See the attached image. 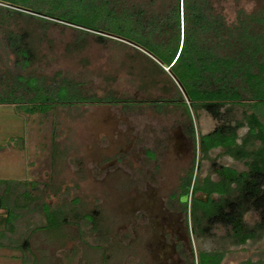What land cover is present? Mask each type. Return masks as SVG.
Instances as JSON below:
<instances>
[{"label":"rangeland","instance_id":"obj_1","mask_svg":"<svg viewBox=\"0 0 264 264\" xmlns=\"http://www.w3.org/2000/svg\"><path fill=\"white\" fill-rule=\"evenodd\" d=\"M223 6L230 21L238 8L247 16L263 12L264 0H225ZM4 13L0 79L19 64L6 46L12 32L22 34L36 55L24 69L26 75L44 73L49 82L60 71L85 85L81 92L69 88L63 96L68 103L53 104L46 113H29L26 104H0V193L10 183L15 188L10 204H31L16 209L14 230L0 238V264H197L199 250L223 246V264L263 254L264 233L245 245H232L222 214L204 222L202 234L195 233L190 200L185 205L186 197L178 198L188 171L194 167L195 175L212 174L217 180L214 168L219 165L240 171L247 167L221 149L203 157L200 115L149 101L163 97L161 87L141 88L142 65L130 47L94 36L83 45L73 28L51 23L42 28L37 20ZM108 92L140 101H81L94 99L90 93ZM235 113L240 119L242 109ZM25 190L32 200L23 197ZM44 203L67 210L58 237L38 228L47 221ZM1 214L6 215V208H0ZM82 214L93 215L95 223ZM245 218L253 224L261 213L250 209Z\"/></svg>","mask_w":264,"mask_h":264},{"label":"trees","instance_id":"obj_2","mask_svg":"<svg viewBox=\"0 0 264 264\" xmlns=\"http://www.w3.org/2000/svg\"><path fill=\"white\" fill-rule=\"evenodd\" d=\"M223 1L0 0V22L7 11L9 17L21 15L37 20L42 28L50 23L73 28L78 32L77 42L83 45L87 36H94L101 42L111 40L128 46L133 50V58L142 65L141 88L161 87L163 97L149 101L182 105L188 115L199 108L209 110L219 125L213 132L198 136L199 151L208 157L212 150L222 148L224 154L243 162L247 169L219 165L214 168L218 175L214 180L212 174L203 178L195 175L193 167L183 179L178 198L184 195L185 205L190 200L196 234L204 232V222L222 214L230 243L245 245L264 233V7L263 12L248 16L238 8L236 18L229 21ZM24 40L22 34L12 32L6 37V46L19 64L14 71H7L5 80L0 79V89H6L0 92V104H26L24 109L29 113H46L53 104L68 103L63 98L68 89L77 91L85 84L63 76L60 71L49 82L44 73L26 75L24 69L36 55L32 47L24 45ZM90 96L94 99L84 97L81 101H140L135 96L122 98L113 92ZM226 105L232 107L222 111ZM237 105L243 107L242 118H235L232 125L228 119ZM244 126L248 131L239 142L238 130ZM190 131H195L193 121ZM14 192L9 183L0 193V208H6V215L0 216V225L5 226L0 238L6 230H14L16 209L31 205L15 200L10 204ZM199 192L208 198L198 197ZM22 194L25 199H33L27 190ZM250 209L261 213L253 224L245 218ZM43 210L47 221L38 228L58 237L68 220L67 210L47 203ZM81 216L95 223L93 215ZM226 253L225 246L199 250L197 264H222ZM37 260L34 256V262ZM236 264H264V251L257 259L248 258Z\"/></svg>","mask_w":264,"mask_h":264},{"label":"crops","instance_id":"obj_3","mask_svg":"<svg viewBox=\"0 0 264 264\" xmlns=\"http://www.w3.org/2000/svg\"><path fill=\"white\" fill-rule=\"evenodd\" d=\"M169 104H173V105H177V106H181L182 108H183V106L182 105H178V104H175V103H169ZM169 104H167L168 106H170ZM232 106H230V105H226V106H224L223 108H222V111H227V109L228 110H230V108H231ZM240 109H242L243 110V107L242 106H239V105H237V106H234V108H233V111L230 113V115H231V118H229L228 120L232 123V125H234L235 124V118L233 119V117H232V115L234 116V114L236 115V113L235 112H237V110H240ZM193 111V110H192ZM200 111H205V113L203 114V113H201L200 114ZM195 114V113H194ZM196 114L199 116V118L202 120L201 122V125H202V127H203V129H202V132H201V134L200 135H206V134H209V133H211V132H213L215 129H216V127L219 125V120L209 111V110H207V109H205V108H199L198 110H197V112H196ZM241 118H242V116H241ZM193 124H194V122H193ZM191 127V126H190ZM241 130H244V133L243 134H241ZM247 131H248V127L247 126H244V127H242V128H240L239 130H238V134H239V136H240V139H238V141L239 142H241L242 141V137H244L246 134H247ZM216 149H221L222 150V148H216ZM223 151V150H222ZM230 156V155H229ZM232 157V156H231ZM233 158V157H232ZM236 160V159H235ZM239 161V160H238ZM246 166V165H245ZM208 198V196L206 195V198L205 199H207ZM203 199V198H202ZM1 247V246H0ZM223 264V263H222Z\"/></svg>","mask_w":264,"mask_h":264},{"label":"water","instance_id":"obj_4","mask_svg":"<svg viewBox=\"0 0 264 264\" xmlns=\"http://www.w3.org/2000/svg\"><path fill=\"white\" fill-rule=\"evenodd\" d=\"M112 37V36H111Z\"/></svg>","mask_w":264,"mask_h":264}]
</instances>
